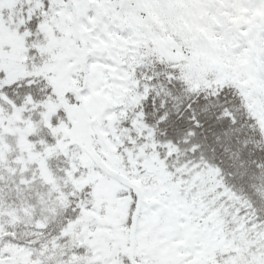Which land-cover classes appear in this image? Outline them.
Instances as JSON below:
<instances>
[{"label": "snow or ice", "instance_id": "snow-or-ice-1", "mask_svg": "<svg viewBox=\"0 0 264 264\" xmlns=\"http://www.w3.org/2000/svg\"><path fill=\"white\" fill-rule=\"evenodd\" d=\"M0 264H264V0H0Z\"/></svg>", "mask_w": 264, "mask_h": 264}]
</instances>
